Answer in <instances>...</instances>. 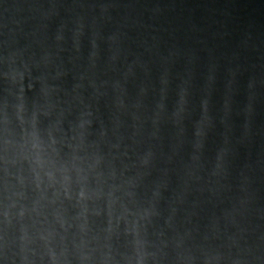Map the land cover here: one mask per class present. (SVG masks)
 Masks as SVG:
<instances>
[{"label":"water","instance_id":"water-1","mask_svg":"<svg viewBox=\"0 0 264 264\" xmlns=\"http://www.w3.org/2000/svg\"><path fill=\"white\" fill-rule=\"evenodd\" d=\"M0 264H264V0H0Z\"/></svg>","mask_w":264,"mask_h":264}]
</instances>
